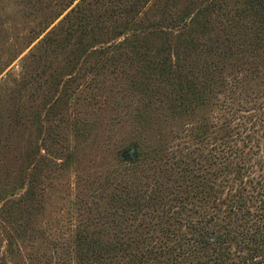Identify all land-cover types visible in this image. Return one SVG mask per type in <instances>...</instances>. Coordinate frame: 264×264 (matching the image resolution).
<instances>
[{"label": "rangeland", "instance_id": "obj_1", "mask_svg": "<svg viewBox=\"0 0 264 264\" xmlns=\"http://www.w3.org/2000/svg\"><path fill=\"white\" fill-rule=\"evenodd\" d=\"M78 1L61 11L59 0H0V68L10 59L0 75L4 80L0 88V264H31L32 254L40 255L32 264H44L53 255L51 243L61 232L59 228L80 204L97 200L103 208L113 194L125 191L129 197L134 188L140 193L149 190L158 172L144 165L148 160L143 152L151 150L145 148L159 139L168 144L172 134L180 133L189 122L179 107L189 81L213 84L219 76L217 72L213 76L199 74L197 66L196 79L182 71V75L165 73L154 103L140 104L133 92L138 90L137 84L146 76L162 72L164 65L160 62L166 57L171 67L176 64L171 47L180 50L177 44L181 40L172 36L168 21L163 20L171 14L176 16L185 7V0H175L176 8L157 13L164 29L151 27L136 38L130 37V44L120 49L124 55L119 65L118 61L104 63L115 51L113 46L126 36L111 39L117 25L113 10L103 5L88 6L87 20L81 26L59 23ZM51 18L53 22L48 24ZM56 26L58 30L49 42L38 43ZM68 29L73 30L71 34ZM190 31L194 42L206 38L223 48L214 56L219 68L224 69L220 79L230 82L241 74L243 79L246 76L248 94H264V41L249 45L250 38L254 41L249 30L241 31L236 38L230 36L228 41L215 23L202 19L195 21ZM83 48L84 54L80 53ZM254 48L257 50L251 54ZM195 52L188 51L182 59L186 56L194 60ZM241 57L251 65L232 68L236 59L241 63ZM250 66L254 77L251 75L248 81ZM22 67L28 72L23 76ZM78 69L82 75L73 79ZM6 72L11 73L10 78L4 77ZM89 78H94L96 90L85 89L79 95L78 87L86 86ZM95 92L108 104L103 112L87 101ZM195 111L193 118L199 120L214 113L207 105ZM46 113H50L49 121L44 119ZM49 148L53 162L61 165L54 172L46 166ZM136 156L140 165L131 171ZM115 186L125 188L117 191ZM76 238L74 235L72 239Z\"/></svg>", "mask_w": 264, "mask_h": 264}, {"label": "trees", "instance_id": "obj_2", "mask_svg": "<svg viewBox=\"0 0 264 264\" xmlns=\"http://www.w3.org/2000/svg\"><path fill=\"white\" fill-rule=\"evenodd\" d=\"M76 1L59 0L61 11ZM97 5L115 13L117 25L111 39L126 35L104 60L105 64L118 61V65L124 55L120 49L130 44V37L136 38L151 27L164 29L157 13L177 7L175 0H79L59 23L74 27L75 22L81 26L87 20L88 6ZM199 19L215 23L228 41L243 30L253 35L254 41L250 38L249 45L264 41V0H185V7L176 16L171 14L163 20L168 21L167 29L174 32L172 36L181 40L177 44L181 49L171 47L176 60L173 68L166 57L160 62L164 65L162 72L146 76L137 84L139 88L133 92L137 93L138 102L145 106L154 103V97L162 90L160 84L165 73L182 75L179 72L182 71L186 77L196 79L197 66L199 74L213 76L217 72L219 76L213 84L189 81L179 104L181 114H187L189 122L181 127L180 133L172 134L168 144L159 139L145 148L151 150L143 152L148 160L144 165L158 172L151 186L148 185L149 190L140 193L134 188L129 197L125 191L113 194L103 208L97 200L90 205L80 204L78 211L69 215L59 228L61 232L51 243L53 255L44 264H264V94L253 93L254 90L248 94L244 85L246 76L243 79L241 74L230 82L220 79L224 69L214 60L216 54L222 53L219 42L205 38L198 40V44L191 37L192 24ZM58 27L38 43L49 42ZM68 30L70 34L73 31ZM39 36L40 33L35 39ZM35 39L28 41L25 48ZM193 49L194 60L186 56L182 59L183 54ZM254 49L251 54L257 50ZM85 52L83 48L80 53ZM188 55L192 57L193 53ZM240 61L236 59L231 67L251 65L243 57ZM8 63L10 59L0 68V75ZM253 69L250 66L248 81L251 75L254 77ZM79 70L73 79L81 77ZM26 72V68L20 69L22 76ZM10 76L9 72L4 74L6 78ZM93 80L89 78L86 86L78 87V94L85 89L95 91ZM90 95L87 101L103 112L107 102L99 99L96 92ZM206 105L214 112L213 116L193 118L195 108ZM49 114L46 113V121ZM78 120L83 123L81 118ZM41 146L46 147L45 139ZM49 150L46 166L54 172L61 165L53 162ZM139 160L136 156L131 171L140 165ZM28 183L32 186L30 180ZM122 188L125 187L117 191ZM74 235L76 239H72ZM39 256L30 255L29 263H35V257Z\"/></svg>", "mask_w": 264, "mask_h": 264}]
</instances>
